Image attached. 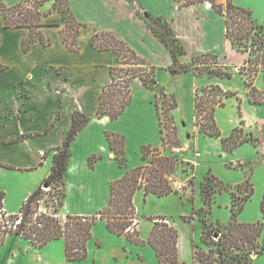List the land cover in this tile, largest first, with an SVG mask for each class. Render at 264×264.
<instances>
[{"label": "crops", "instance_id": "obj_1", "mask_svg": "<svg viewBox=\"0 0 264 264\" xmlns=\"http://www.w3.org/2000/svg\"><path fill=\"white\" fill-rule=\"evenodd\" d=\"M23 1L2 0L9 7ZM232 1L236 6L251 10L258 23L264 25V0ZM217 2L226 4L228 0ZM69 3L76 20L85 25L77 40L80 49L76 52L63 40L61 31L65 22L60 13L50 12L53 4L43 8L47 14L41 19L42 34L51 43L35 42L27 52L23 43L32 29L6 28L0 12V64L6 67L0 72V168L17 174H33L30 188L22 196L26 200L50 175L54 150L67 138L73 125V114L86 115L90 122L70 146L65 179L67 194L62 213L91 216L107 207L113 182L122 179L128 170L146 164L142 153L144 145L162 146L155 104L158 88H165L167 94L177 98L178 107L172 115L179 129V139L186 149L191 139L188 133L198 129L195 112L198 86H223L220 78L198 77L193 70L172 73V53L149 26L148 16L162 18L170 24L186 51L179 58L181 64H190L197 56L214 54L220 67L232 68L240 74L247 55L233 49L226 35L225 17L209 2L185 8H180L176 0H69ZM98 32H114L150 65L158 68V88L149 89L140 79H135L131 85L132 103L115 121L97 117L102 92L112 81L111 69L118 65V58L112 51H99L93 47L92 37ZM253 106L264 108V105ZM243 121L244 134L247 138L258 139L255 145L258 148L260 139L255 136V122ZM108 132L125 136L126 167L116 159ZM24 136L26 138L21 139ZM93 155H102V159L91 167L89 159ZM4 191L0 186V193L5 194ZM167 221L173 226L174 223ZM141 228L139 222L137 230L146 241L153 225L144 230ZM98 240L102 242L100 247ZM55 242H62L60 248H64L62 240L44 248ZM178 247L179 259L187 262V257L181 255L179 241ZM191 248V260L187 262L190 264L194 244ZM57 264L65 263L61 260ZM66 264H159V260L151 245L117 236L109 231L105 221H100L89 243V257L82 261L66 260Z\"/></svg>", "mask_w": 264, "mask_h": 264}, {"label": "trees", "instance_id": "obj_2", "mask_svg": "<svg viewBox=\"0 0 264 264\" xmlns=\"http://www.w3.org/2000/svg\"><path fill=\"white\" fill-rule=\"evenodd\" d=\"M49 1L51 0H24L9 7L0 0V12L4 17L6 28L28 27L32 29L31 35L23 43L25 52L35 42H41L44 45L51 43L41 31L43 27L41 19L47 14L42 11V8ZM53 1L50 12H58L62 15L65 22V28L61 31L63 40L70 50L76 52L80 49L77 40L85 25L76 20L69 0ZM176 1L180 8L209 2L218 14L225 17L226 35L233 49L247 55L240 74L244 79L248 100L252 105H264V25L258 23L251 10L236 6L232 0H228L226 4H220L217 0ZM31 3L34 5L30 6ZM20 9L22 11L17 12ZM148 20L154 33L172 53L174 59V64L170 68L172 73L193 70L198 77L204 75L231 77L232 74L228 70L220 67L218 57L214 54L197 56L192 59L190 64H181L179 58L186 51L181 41L174 35L170 24L162 18L148 16ZM157 25H161L165 33L160 32L156 28ZM92 45L99 51H112L118 58V65L111 69L112 81L104 88L97 111L98 118L108 117L115 121L132 103L131 85L135 79H140L149 89L158 88L156 79L158 68L150 65L144 57L140 56L114 32L96 33L92 37ZM203 66L207 69H202ZM5 69L6 67L0 64V72ZM259 76L263 77L261 89L256 86ZM230 97L240 100L237 93L226 92L219 85L196 90V125L200 133L212 137L221 135L215 113L218 108L225 106V100ZM155 104L160 120L163 145L170 142L171 135H174L175 143L178 144L179 129L172 115V112L178 107L176 96L167 94L165 88L160 87ZM90 120L80 112L73 114V125L67 138L62 146L54 150L50 175L39 189L27 198L17 215H10L4 210L5 194L0 193V246L5 243L9 235L26 239L39 249L54 241L63 240L66 260L69 262L82 261L89 257V243L94 238L95 226L98 222L105 221L109 231L117 236L125 237L137 244L151 245L156 250L159 264H188L179 259V233L167 220L155 219L150 237L146 241L141 239L137 228L134 230L131 228L133 218L138 217L134 197L139 190L143 189L146 195L155 194L160 197L168 196L174 192L169 178L166 176H171L176 172L179 158L160 156L158 147L151 145L142 147L144 161L150 153L157 152V155H152L151 165L154 167L149 168L142 165L127 171L122 179L113 182L107 207L91 216L64 215L61 217L66 198L65 179L68 171L70 146ZM243 133L244 121L242 120L240 126L235 128L231 135L221 139L223 149L233 152L246 142L258 144V139L243 138ZM107 137L119 164L126 167L125 136L108 132ZM25 138L24 136L21 139ZM100 159H102V155L91 156L90 166L94 167ZM141 180L147 182L146 187L142 186ZM246 181L249 183V180ZM46 186L49 188L48 191L44 190ZM250 187V191L243 198V204L238 208L235 203L233 204V216L227 226L220 227L211 235L208 234V227L204 224L203 246H194L191 264H253L254 257L262 255L264 252L262 244L264 224L244 223L238 220V211L243 209L244 204L255 193L253 184ZM205 190L203 187L204 197L210 199V190ZM42 203H45L48 210L51 209V211L43 210ZM262 210L264 212V196ZM215 235L218 237L215 238ZM97 245L100 247L102 242L98 240Z\"/></svg>", "mask_w": 264, "mask_h": 264}, {"label": "rangeland", "instance_id": "obj_3", "mask_svg": "<svg viewBox=\"0 0 264 264\" xmlns=\"http://www.w3.org/2000/svg\"><path fill=\"white\" fill-rule=\"evenodd\" d=\"M53 3L54 1L51 0L46 5ZM32 5L34 3H31L30 6ZM21 11L20 9L17 12ZM156 28L165 33L161 25H157ZM201 68L207 69L204 66ZM227 70L232 74L231 77H216L223 82L221 87L226 92L237 93L240 100L235 97L227 98L225 106L216 110L215 119L221 135L219 137L207 136L200 133L198 128L194 133H188L191 134V139L186 149L180 139V143H175L174 135H171L170 142L162 144L158 148L162 157L175 156L179 158L176 172L166 177L169 178V181L177 180L186 187L162 197L155 194L146 195L142 189L134 197V205L139 221L142 223L141 229L144 230L151 224L154 225L155 219H165L174 223L173 226L179 233L181 255L187 257V262L191 260V245L203 246L204 224L208 227V234L211 235L220 227L227 226L233 216V204L235 203L236 208L243 204V198L250 191L251 184H253L255 193L244 204L243 209L238 211V220L244 223L264 224L262 210L264 108H256L245 99L247 89L242 75L236 73L232 68ZM256 86L259 89L263 87L262 76H259ZM198 87L201 88V85ZM241 101H243V105H241ZM240 107L241 112H239ZM246 119L249 122H255V136L260 139L259 147L256 148L252 142H246L233 152L225 151L221 139L231 135L235 128L240 126L239 121ZM242 136L247 138L248 135L243 133ZM176 148H180L181 152L176 154ZM152 155H157V152L154 151L148 155L145 165L149 168L154 167L151 165ZM32 175L31 173L17 174L0 168V186L5 190L3 206L8 214L17 215L20 212L27 200H23L22 196L30 188ZM246 180H249V183ZM39 187L40 185L36 190ZM203 187H205V191L210 190V199L204 197ZM44 190L48 191L49 188L46 187ZM42 208L48 210L45 203H42ZM63 216L61 211V217ZM262 244L264 246V235ZM61 245H63L62 242H55L53 246L39 251L40 249L35 248L26 239L9 235L5 243L0 246V264H57L61 260H64L66 264L65 243L63 249L60 248ZM27 248H31V251H28ZM253 260V264H264V252L262 255L254 257Z\"/></svg>", "mask_w": 264, "mask_h": 264}, {"label": "built area", "instance_id": "obj_4", "mask_svg": "<svg viewBox=\"0 0 264 264\" xmlns=\"http://www.w3.org/2000/svg\"><path fill=\"white\" fill-rule=\"evenodd\" d=\"M180 150H181L180 148H176V150H175L176 154L181 152ZM170 182H172L171 184H172V188H173L174 191H180V190H183L184 186L186 187V185H183L181 182H178L177 180L176 181H172V179H171ZM140 183H142L143 187H146V185H147V182L145 180H141ZM139 222H140L139 218L137 216L134 217L133 220H132L131 228L133 230H134V228H137Z\"/></svg>", "mask_w": 264, "mask_h": 264}, {"label": "water", "instance_id": "obj_5", "mask_svg": "<svg viewBox=\"0 0 264 264\" xmlns=\"http://www.w3.org/2000/svg\"><path fill=\"white\" fill-rule=\"evenodd\" d=\"M47 187V186H46ZM46 187H44V188H46ZM218 237V235H215V238H217ZM257 257V256H256Z\"/></svg>", "mask_w": 264, "mask_h": 264}]
</instances>
